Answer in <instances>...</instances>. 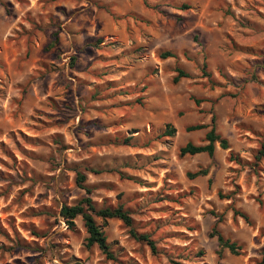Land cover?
Returning <instances> with one entry per match:
<instances>
[{"label":"rangeland","instance_id":"1","mask_svg":"<svg viewBox=\"0 0 264 264\" xmlns=\"http://www.w3.org/2000/svg\"><path fill=\"white\" fill-rule=\"evenodd\" d=\"M211 127L227 149L180 155ZM262 147L264 0H0V264H264ZM78 172L153 249L65 223Z\"/></svg>","mask_w":264,"mask_h":264},{"label":"trees","instance_id":"2","mask_svg":"<svg viewBox=\"0 0 264 264\" xmlns=\"http://www.w3.org/2000/svg\"><path fill=\"white\" fill-rule=\"evenodd\" d=\"M181 9H187L186 4L181 5ZM175 53L171 51H164L160 53L161 58L175 57ZM188 74L182 69L177 70V75L173 78L174 82L178 81L180 77H187ZM204 125H190L186 129L188 131L196 130L202 128ZM174 132L173 127L165 130V135H172ZM206 143L195 144L193 142H186L182 147H180V155H195L199 153H207L212 156L215 151V143L219 144L222 149H227L229 147L228 142L225 138L221 137L220 134L215 132L214 127H211L209 131L205 134ZM264 154V147H262V153ZM206 170H199L192 174L191 177L198 175H205ZM76 182L80 188L85 190L87 196L81 198L73 204H63L61 205L59 215L65 221L68 226L74 225V220L80 217L83 221V225L88 234L87 242L89 245L96 244L100 251L105 254L109 259L113 258V251L111 249L110 243L101 228V225H106L107 220L111 218H116L121 220L126 226L130 227V234L138 239L145 241L152 249L154 248L153 241L149 238L146 233H138L133 228H131L133 219L127 209L124 208L122 204L116 206H104L98 207L95 202L89 196L91 189L85 183V175L78 172L76 175ZM242 217L246 218L243 213H239ZM97 218L100 219L101 224L97 222ZM211 236H216V240L222 249H228L233 254H238L239 247L233 241L225 238L219 231L214 230Z\"/></svg>","mask_w":264,"mask_h":264}]
</instances>
